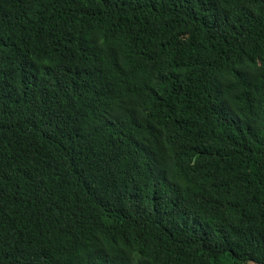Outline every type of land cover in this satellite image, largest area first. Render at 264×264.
<instances>
[{
    "label": "trees",
    "instance_id": "obj_1",
    "mask_svg": "<svg viewBox=\"0 0 264 264\" xmlns=\"http://www.w3.org/2000/svg\"><path fill=\"white\" fill-rule=\"evenodd\" d=\"M225 260L264 264V0H0V264Z\"/></svg>",
    "mask_w": 264,
    "mask_h": 264
},
{
    "label": "rangeland",
    "instance_id": "obj_2",
    "mask_svg": "<svg viewBox=\"0 0 264 264\" xmlns=\"http://www.w3.org/2000/svg\"><path fill=\"white\" fill-rule=\"evenodd\" d=\"M81 210L84 214H87L91 216L92 218H95V219L101 218V212L98 209L90 207V208H82ZM224 264H234V263L230 260H225Z\"/></svg>",
    "mask_w": 264,
    "mask_h": 264
}]
</instances>
